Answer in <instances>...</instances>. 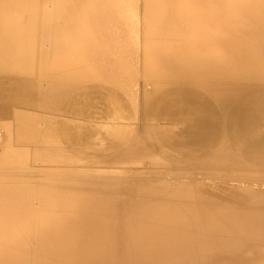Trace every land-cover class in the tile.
I'll return each mask as SVG.
<instances>
[{"label":"bare ground","instance_id":"obj_1","mask_svg":"<svg viewBox=\"0 0 264 264\" xmlns=\"http://www.w3.org/2000/svg\"><path fill=\"white\" fill-rule=\"evenodd\" d=\"M3 100L0 264H264V0H0Z\"/></svg>","mask_w":264,"mask_h":264},{"label":"rangeland","instance_id":"obj_2","mask_svg":"<svg viewBox=\"0 0 264 264\" xmlns=\"http://www.w3.org/2000/svg\"><path fill=\"white\" fill-rule=\"evenodd\" d=\"M143 8H145V7H143ZM120 102L121 100H117V102ZM4 102V100L3 101H0V105H2V103ZM76 102V103H75ZM75 102H73V103H71L72 105H74L73 107H76L75 106V104L78 106L79 105V102H77V101H75ZM122 102V101H121ZM120 102V103H121ZM128 111H129V113H128ZM128 111H125V112H123V114L128 118V114L132 117H129V119L130 120H128V119H124L123 120V123L124 122H126L127 124H129L130 122H131V124L134 122V125L132 124V128H133V132L135 131H139V128L136 130H134V128H135V125L137 126V124L138 123H136L137 121H138V119H137V115L138 114H132L131 112H130V110H128ZM31 112H33V113H31V116L33 117V115L34 114H38V111H31ZM75 114V115H74ZM68 115H70V116H74V118H79L80 116L79 115H81V113H79L78 115L76 114V113H72V112H70ZM134 115V116H133ZM136 116V117H135ZM6 119H7V121H5V119H3V121L2 120H0V121H2V123H3V125H1V126H3V129H4V131H5V129H8V128H6L7 126L9 127V125H11V123H9L10 121H13V119L11 120V118H12V116H10V117H7V115H5L4 116ZM135 117V119H133ZM8 118H10L9 120V122H8ZM135 120V121H134ZM8 122V123H7ZM7 123V124H6ZM9 124V125H8ZM6 127H5V126ZM29 123H24V124H22V126L21 127H19V129L18 128H16L17 127V124H16V126H15V123H14V125L12 124V126H13V130H15L11 135H12V138L15 140V139H21L22 141L20 142V140H18V141H14L13 139V142L15 143H24L23 141H26V140H23V139H25V138H23V137H25L26 136V134H30V130H29ZM122 126V125H121ZM125 126H126V128H127V126H130V124L129 125H124V127H123V129H122V127H119V129H122V130H124V128H125ZM26 128V129H25ZM125 128V130H127ZM17 129L19 130V131H17ZM117 130L120 134L122 133V131L121 130ZM25 130H26V133H24L25 132ZM29 130V131H28ZM75 129H73L72 130V132H70L68 135L70 136H72V135H76V134H79V129H76V131H74ZM124 130V131H125ZM129 130V129H128ZM127 130V131H128ZM7 131V130H6ZM6 131L4 132L5 134H6ZM121 131V132H120ZM123 131V132H124ZM127 131H125V132H127ZM117 132V134H119ZM132 132V133H133ZM9 133H10V131H9ZM16 133V134H15ZM59 133H60V136H61V139L59 138L60 136H59ZM129 133H131V130L129 131ZM131 133V135L130 134H128L129 136H130V138H129V140L131 139V136L133 135ZM15 134V135H14ZM18 134H19V136H18ZM120 134L119 135H116L115 137L117 138H115L114 137V139H112V144H114V141H115V139H116V141H115V143H119V141L121 140H123L122 141V143L120 142V145L122 144L123 146H124V144L126 143L125 141H127V143H129V141L128 140H125V138L124 139H118V137L117 136H120ZM124 134V133H123ZM20 135H23V137L22 136H20ZM65 135V133H63V132H58L57 133V136H58V138L60 139H58L57 137H56V135L55 134H53V138H56V141L57 140H59L58 141V143L61 145V141H64V143L62 144V145H65L66 146V143H68L67 145H69V148H68V146H66L67 147V152L69 153V155H71V154H73V155H75L76 154V152L79 154V155H81L83 152L81 151V148L82 147H86V146H83V143H78V142H80V141H73V138H71V140L68 138L69 136L67 135V138H65L66 136H64ZM14 136V137H13ZM55 136V137H54ZM79 136V135H78ZM77 136V137H78ZM124 136H126V133H125V135H123V137ZM129 136H126V138H128ZM16 137V138H15ZM80 137V136H79ZM121 138H123L122 137V135L120 136ZM50 138V137H49ZM67 139H69V140H67ZM119 140V141H118ZM118 141V142H117ZM74 142V143H73ZM77 142V143H76ZM124 143V144H123ZM71 144L73 145V144H75V146L73 147H70L71 146ZM82 145V147H81V145ZM76 145H80L79 146V148H77L76 147ZM84 145H86V144H84ZM126 145V144H125ZM128 145V144H127ZM129 145H130V143H129ZM118 146H119V144H118ZM64 147V146H63ZM66 147H65V149H66ZM108 147V146H107ZM106 147V148H107ZM125 147H127L126 149H128V147H130V146H124V147H117L116 149H113L112 148V146L110 147L111 149H109V147L105 150V152H107L108 151V153L107 154H109V153H112V152H115L116 153V155H119L120 157H119V159H121V161L120 160H118L116 163H112L111 161H109L110 160V158H111V156L114 154H111V155H105L106 157H104V159H105V162H103L104 163V167L106 168V171L105 172H103V173H107V174H109V177L110 178H114V177H118L119 178V176H120V178L121 177H123V178H126L125 179V181L127 182V184H128V182H129V186H131V187H133L132 185H131V183H136L135 184V186H136V188H138L141 184H145V185H143V186H145V187H143V186H141V187H143L141 190L142 191H145L146 189H147V187L149 188L150 186H151V182H153V183H155L156 185L158 184L157 182H159L158 180H159V178H158V180H157V175L159 176L160 175V173H163L162 171H164V170H167V168H165V166H164V164H163V159L165 158L164 156H162V154H160V153H155V154H145V156H144V154L142 155V154H140V155H138V154H131V155H133L134 156V158H133V156H131L130 157V154L128 155H126V153H124V151L126 150L125 149ZM71 148V149H70ZM1 150H4V146H1V149H0V154H1ZM70 150V151H69ZM75 152H73V151ZM111 150V151H110ZM66 151V150H65ZM7 151H5L4 153H3V151H2V153L3 154H5ZM67 152H66V154H67ZM33 153H34V150H32V157H34V156H37L36 155V153H34V155H33ZM122 153H123V155H122ZM78 154H76V156H78L79 157V155ZM158 154V155H157ZM82 155H84V154H82ZM155 155V156H154ZM30 156V161H31V159L34 161L37 157H34V158H32ZM137 156V157H136ZM81 157V156H80ZM85 157V156H84ZM113 157V156H112ZM143 157V158H142ZM129 158V159H128ZM149 158V159H148ZM144 160V161H143ZM33 161H31V163L33 164ZM37 161L38 162H40L38 159H37ZM37 161H36V163H37ZM46 162V161H45ZM61 162H67V161H61ZM111 162V163H110ZM135 164H134V163ZM71 164L73 163V161L72 162H70ZM75 163V162H74ZM73 163V164H74ZM77 164H78V162H76ZM133 163V164H132ZM137 163V164H136ZM141 163V164H140ZM151 163V165H149V164ZM155 165H153V164ZM77 164H75L76 166H78ZM109 164H113L114 166H111V165H109ZM129 164V165H128ZM131 164V165H130ZM103 165V164H102ZM108 165V166H107ZM116 165V166H115ZM120 165V166H119ZM140 165V166H139ZM206 165V164H205ZM203 165V164H201V166H199V165H197V166H199L200 168H202V170H203V168H204V170L203 171H205V167H206V169L208 168V166L206 165ZM123 166H125V168H123ZM151 166H153L154 168H152ZM176 167V165L175 164H167V167ZM204 166V167H203ZM216 166H218V164L217 165H215V167ZM126 167H127V169H126ZM135 168V169H133V168ZM219 167V166H218ZM222 166L220 165V168H221ZM131 168V169H130ZM140 170H139V169ZM196 168V167H195ZM114 169V170H113ZM124 169V170H123ZM139 170V171H136V170ZM147 169V170H146ZM216 169L218 170V172L220 171L219 170V168H215V172H216ZM113 170V171H112ZM135 171V172H133V171ZM154 170V171H153ZM155 170H156V172H155ZM189 170V169H188ZM146 171V172H145ZM150 171V172H149ZM160 171V172H159ZM189 171H191V169L189 170ZM188 171V172H189ZM262 171V173H264V170H261ZM125 172H127L128 174H126ZM130 172V173H129ZM133 172V173H132ZM214 172V175H205V177L203 176V179H205L207 176L208 177H210V178H207L208 179V181L207 182H209V181H211V178H212V182L213 181H216L217 180V178H219V177H214L215 175H217L216 173ZM110 173H111V175H110ZM115 173V174H114ZM118 173V174H117ZM123 173V174H122ZM190 174H192V171L191 172H189ZM188 173V174H189ZM112 174H113V176H112ZM165 174V173H164ZM163 174V175H164ZM189 174V175H190ZM213 174V173H212ZM116 175V176H115ZM119 175V176H118ZM124 175H127V176H124ZM152 175V176H151ZM140 176V177H139ZM142 176V177H141ZM143 176H144V178H143ZM146 176H148V177H146ZM154 176V177H153ZM191 177H193V175H190ZM217 176H219V175H217ZM116 177V178H117ZM139 177V178H138ZM215 178V179H214ZM196 179V178H195ZM194 178H191L190 179V181H193V180H195ZM200 179V178H199ZM202 179V178H201ZM201 179L199 180L200 182H201ZM210 179V180H209ZM196 181V180H195ZM204 182L206 181V179L205 180H203ZM150 182V183H149ZM197 182H198V180H197ZM149 183V184H148ZM152 183V187H155L154 185L155 184H153ZM209 183H211V182H209ZM137 185H139V186H137ZM147 185H150V186H147ZM141 187H139V188H141ZM146 188V189H145Z\"/></svg>","mask_w":264,"mask_h":264}]
</instances>
